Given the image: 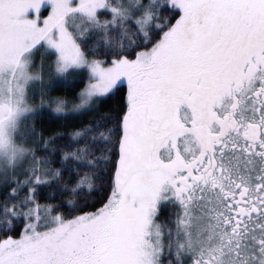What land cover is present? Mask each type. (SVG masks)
I'll return each instance as SVG.
<instances>
[{"label": "snow or ice", "instance_id": "1", "mask_svg": "<svg viewBox=\"0 0 264 264\" xmlns=\"http://www.w3.org/2000/svg\"><path fill=\"white\" fill-rule=\"evenodd\" d=\"M0 264H264V0H0Z\"/></svg>", "mask_w": 264, "mask_h": 264}]
</instances>
